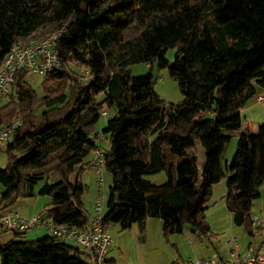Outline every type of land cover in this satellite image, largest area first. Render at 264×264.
I'll use <instances>...</instances> for the list:
<instances>
[{
    "label": "trees",
    "instance_id": "16d2710c",
    "mask_svg": "<svg viewBox=\"0 0 264 264\" xmlns=\"http://www.w3.org/2000/svg\"><path fill=\"white\" fill-rule=\"evenodd\" d=\"M52 33L60 70L44 74L39 91L25 71L17 72L13 94L0 106V126L16 116L21 121L0 144V213L17 199L43 195L46 216L84 230L90 215L80 176L90 168L87 155L100 150L102 171L110 175L103 230L135 225L141 235L146 219L158 218L164 239L184 227L205 237L206 203L212 185L224 179L222 200L233 224L250 236L261 232L251 206L264 184V123L250 132L240 109L264 95V0H0V63L12 43ZM138 63L167 68L181 100L160 99L151 73L131 75L128 66ZM103 107L109 117L102 149L93 130ZM234 130L235 148L222 169L220 155ZM196 141L203 151L199 175L190 151ZM159 172L165 175L160 184L144 178ZM0 264L95 259L46 234L0 243Z\"/></svg>",
    "mask_w": 264,
    "mask_h": 264
},
{
    "label": "rangeland",
    "instance_id": "374dc122",
    "mask_svg": "<svg viewBox=\"0 0 264 264\" xmlns=\"http://www.w3.org/2000/svg\"><path fill=\"white\" fill-rule=\"evenodd\" d=\"M174 49L169 48L165 52L166 60L171 63L173 59ZM131 75H142L147 72L152 74L154 90L164 102L176 103L182 98L176 81L172 79L167 68H157L155 63L151 65L145 63L132 64L128 66ZM25 79L33 89L39 91V83L42 76L27 73ZM88 77L84 78V82ZM257 94L249 98L240 109V117L242 125H246L250 132H255L256 125L264 123V102L256 101ZM7 97L0 99V106L6 102ZM105 110V107L102 108ZM106 111V110H105ZM109 114L101 115L94 125L93 133L98 135L97 144L100 148L107 147V140L101 139V130L105 126V122ZM238 131H230L227 133V138L224 144L223 151L220 155V167L224 169L225 164L230 160L234 151ZM196 157L197 174L201 170L203 162V151L199 141H196L193 148ZM5 164V156L0 152V167ZM145 179L154 184H160L165 180L163 172L152 175H145ZM81 182L86 185L87 190L82 195L84 207L92 214L94 199L99 193L95 175L90 168H86L80 176ZM110 184V175L102 171V211L105 209V201L107 187ZM41 182H37L34 186V191H37ZM225 193V181L220 180L212 187L211 195L206 203L207 208L204 211V220L209 226L210 234L205 237L194 235L188 228L184 227L181 233L170 234L166 239L161 234V221L158 218H148L144 231V242L139 241V235L136 226L131 229L119 231L118 226L109 224L106 227L111 238V244L106 251V257L113 254L116 264H178L179 260L186 258H217L227 256L230 243L229 240L234 238L240 246V253L246 251V247L258 245L264 241V184L259 188V197L252 202L251 213L254 221V226L262 227L259 234L253 232L252 236L243 231L241 227L235 226L232 222V215L229 213L223 204L222 196ZM37 205H42L44 201H48L47 196L36 195ZM33 200V199H19ZM13 206V205H12ZM11 206V208H12ZM41 227L27 230L25 235L13 236L12 232H0V243L8 240H34L45 232ZM72 243L70 240H66Z\"/></svg>",
    "mask_w": 264,
    "mask_h": 264
},
{
    "label": "built area",
    "instance_id": "2783aa9c",
    "mask_svg": "<svg viewBox=\"0 0 264 264\" xmlns=\"http://www.w3.org/2000/svg\"><path fill=\"white\" fill-rule=\"evenodd\" d=\"M56 33L46 34L28 44L14 42L0 63V99L13 94L14 75L19 71L43 76L51 71L60 70V61L54 48ZM256 101L264 102V95L257 94ZM105 115V110L100 111ZM18 116L8 124L0 126V144L20 125ZM92 169L99 193L94 199L92 214L84 230L69 227L54 222L43 212L28 217L20 216L14 209L8 208L0 213V232L24 233L33 228H44L47 234L70 240L81 249L93 254L95 264H106V251L111 244V238L106 230L99 225L102 213V167L103 155L100 150H94L89 163ZM254 219V218H252ZM230 249L227 256L217 258H186L178 264H264V241L240 253V246L234 238L229 240Z\"/></svg>",
    "mask_w": 264,
    "mask_h": 264
},
{
    "label": "crops",
    "instance_id": "0c3cea01",
    "mask_svg": "<svg viewBox=\"0 0 264 264\" xmlns=\"http://www.w3.org/2000/svg\"><path fill=\"white\" fill-rule=\"evenodd\" d=\"M92 156V153H89L86 157V159L89 161L90 158ZM214 185H212L213 187ZM29 199H33V200H19L17 199L15 201V203L13 204L12 208L11 209H14L20 216H23V217H28V216H31V215H35V214H39L43 211V206L48 202V201H44L42 203V205H37V200L35 197L33 198H29ZM148 219V218H147ZM147 219L145 221V225L147 223ZM133 226V225H132ZM131 226V227H132ZM42 228V227H41ZM39 230V228H36ZM44 229V228H42ZM131 229V228H130ZM45 230V229H44ZM43 230V231H44ZM136 230H137V227H136ZM26 232H24V235H25ZM46 231L41 235V236H44L46 235ZM139 235V234H138ZM144 233L139 235V241L141 240V243L144 242ZM250 247H246L245 250L249 249ZM117 258V256L113 255V254H110L108 255V257H106V259H112L115 261V258ZM115 264H116V261H115Z\"/></svg>",
    "mask_w": 264,
    "mask_h": 264
},
{
    "label": "water",
    "instance_id": "95a60500",
    "mask_svg": "<svg viewBox=\"0 0 264 264\" xmlns=\"http://www.w3.org/2000/svg\"><path fill=\"white\" fill-rule=\"evenodd\" d=\"M191 231L193 232V229H191Z\"/></svg>",
    "mask_w": 264,
    "mask_h": 264
}]
</instances>
